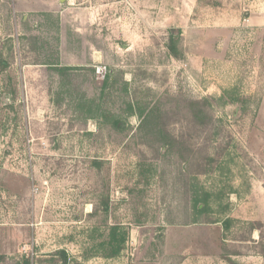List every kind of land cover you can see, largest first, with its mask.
Wrapping results in <instances>:
<instances>
[{
    "label": "rangeland",
    "instance_id": "374dc122",
    "mask_svg": "<svg viewBox=\"0 0 264 264\" xmlns=\"http://www.w3.org/2000/svg\"><path fill=\"white\" fill-rule=\"evenodd\" d=\"M213 2L0 0V264H264V0Z\"/></svg>",
    "mask_w": 264,
    "mask_h": 264
},
{
    "label": "trees",
    "instance_id": "16d2710c",
    "mask_svg": "<svg viewBox=\"0 0 264 264\" xmlns=\"http://www.w3.org/2000/svg\"><path fill=\"white\" fill-rule=\"evenodd\" d=\"M201 1H202V0H201ZM203 3H204L206 6H211V7H218V6H219V4L216 3V2H213V0H203ZM166 49H167L169 55H170L171 57H173L174 59H179V58H180L179 54L177 53V49H176V41H175L173 35H170V36H169L168 43H167V45H166ZM195 118H198V117L196 116ZM112 241H114V240H111V242H112ZM119 251H120L119 248H117V249H113V248H111V250L108 252V254H107L106 257H107V258H113V257H115V256L117 255V253H118ZM55 255H56V256H58V255L61 256L62 261L65 262L66 259H65V255H64L63 252H56Z\"/></svg>",
    "mask_w": 264,
    "mask_h": 264
},
{
    "label": "built area",
    "instance_id": "2783aa9c",
    "mask_svg": "<svg viewBox=\"0 0 264 264\" xmlns=\"http://www.w3.org/2000/svg\"><path fill=\"white\" fill-rule=\"evenodd\" d=\"M68 1H72V0H68Z\"/></svg>",
    "mask_w": 264,
    "mask_h": 264
}]
</instances>
